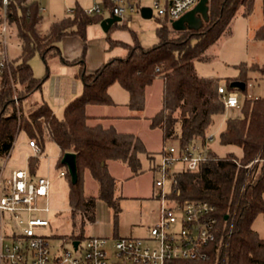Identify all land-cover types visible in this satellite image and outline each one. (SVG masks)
Here are the masks:
<instances>
[{
    "label": "trees",
    "instance_id": "16d2710c",
    "mask_svg": "<svg viewBox=\"0 0 264 264\" xmlns=\"http://www.w3.org/2000/svg\"><path fill=\"white\" fill-rule=\"evenodd\" d=\"M256 1L208 0L207 19L202 20L197 29L175 30L167 19L160 18L155 29L157 42L147 48L140 45L134 34L131 43L111 39L109 31L114 28L113 24L106 32L107 50L121 47L125 55L109 58L91 73L86 72L83 59L65 60L58 43L64 37L79 36L83 42V58L86 29L99 23L101 16H86L76 10L73 16L51 22L41 33L39 27L43 18L38 4L9 1L5 19L16 30L20 54L0 71V159L9 155L20 132L41 149L45 140H51L60 151L58 167L67 169L61 164L64 153L75 155L76 183H71L67 170L65 175L69 183L71 217L74 219L80 214L93 221L97 199L111 207L117 216L116 179L108 170V162L122 163L129 169V178H135L144 173L140 156L146 157L148 152L143 141L134 134L119 133L112 126L90 125L86 108L114 106L108 89L118 84L128 94L127 108L140 113L145 108L146 88L159 78L163 82L161 107L148 119L149 129L161 131L162 145L169 141L181 145L193 141L205 143L215 120L225 114V109L216 92L217 83L197 76L193 61L202 59L204 52L228 32L239 8L243 16H249ZM258 1L262 23L254 31L253 38L264 41V0ZM1 5L0 0V11ZM2 20L0 16V27ZM35 53L45 64L51 57H57L63 64L78 65L76 77L82 91L64 107L61 118L44 102H30L31 109L26 113L21 111L22 104L39 91L44 82L34 76L29 63ZM238 68L239 76L227 80L225 88L232 90L230 83L234 80L244 82L245 89L237 90L243 99L239 109H231L238 114L225 119L219 143L239 148L240 157L233 154L216 157L209 149L210 159L197 170L177 174L170 196L178 202L197 200L212 205L218 220L217 240L205 249L206 259L171 264H264V239L252 229L255 217L264 215V98H246L249 80L264 78V63L240 64ZM254 159L259 161L251 168L243 167ZM37 163L38 160L29 159L32 175L36 174ZM85 172L96 183L95 197L84 195Z\"/></svg>",
    "mask_w": 264,
    "mask_h": 264
},
{
    "label": "rangeland",
    "instance_id": "374dc122",
    "mask_svg": "<svg viewBox=\"0 0 264 264\" xmlns=\"http://www.w3.org/2000/svg\"><path fill=\"white\" fill-rule=\"evenodd\" d=\"M84 4H88L82 0ZM72 0H42L41 5L46 9L42 13V25L39 27L41 33L48 29L51 22L58 21L67 17L66 9L73 6ZM141 6L151 7L152 0H142ZM1 16V11H0ZM124 19L129 20L131 27L124 28L119 22L115 23L114 28L109 31V36L113 40L125 43L132 42L134 34L140 45L144 48L151 47L157 42L155 29L157 20L156 10H153L152 17L144 19L138 11L125 13ZM100 23V22H99ZM99 23L91 24L86 29V50L83 58V42L77 36H67L58 43L61 55L64 59L77 62L83 59L85 65L95 67L99 59L104 60L115 57H123L125 50L121 47L107 50L105 38L107 33L102 30ZM262 23L260 2L257 0L253 11L249 16L242 15V8H239L232 18L228 32L223 33L217 41L211 45L202 55V59L193 61L194 70L197 76L214 80L217 85L227 86V80H233L239 76L240 64L249 66L252 63H264V41H257L253 38L254 30ZM2 38L0 37V40ZM7 56L10 61L15 60L20 54V43L16 36V30L10 25L5 35ZM69 48V49H66ZM78 48L80 52L78 54ZM66 49V51L64 50ZM67 57V58H66ZM33 74L36 78L44 79L41 93L37 92L34 97L25 101L21 106V111L26 113L31 107L36 96L39 98L50 87L52 78L67 77L73 73L72 66L62 65L57 57H51L45 64L40 55L35 53L29 61ZM48 71H47V68ZM246 94L252 97L264 98V78L255 77L249 80ZM116 100L127 101V93L118 85L112 86ZM161 82L156 79L146 92L145 111L140 114L139 121L131 122L120 126V129L130 130L140 136L148 152V156L141 155V164L144 170L140 176L129 178V169L120 162L109 161L108 168L111 175L116 179L115 196L118 198L119 212L117 216L111 207L101 200H96L94 205L93 221L98 223L88 224L83 217L77 214L71 217L68 202L69 183L65 177H57L60 170L64 169L57 166L60 156L59 148L51 140H45L42 148V157L38 159L35 178L44 177L50 181L47 198H39L38 206L49 208L48 213H41L37 217L47 220L49 225L38 230L51 241L57 249L58 245L68 246L71 238L83 240L85 237H131L145 238L149 229L158 220L159 201L156 198V188L153 182L160 178L155 171L154 165L160 162L159 149L162 147L161 131L150 130L146 118H149L160 106ZM62 112L57 116L61 118ZM119 112V111H118ZM121 113V112H119ZM238 114L236 110H225V114L217 118L209 134L212 140L208 144L210 150L216 157H223L233 154L240 157L241 151L235 146L220 145L219 132L223 128L225 119L228 116ZM30 139L23 133H19L15 139L13 147L5 162V173L10 169H23L26 165V158L32 154L27 146ZM167 144L169 142H166ZM5 160L1 159L3 164ZM153 166V167H152ZM180 166H175L178 170ZM84 195L86 197L97 195V186L90 175L85 172L83 175ZM164 190H170L169 181L165 182ZM252 229L257 232L261 239H264V215L258 214L252 222ZM66 240V242L64 241ZM68 240V241H67Z\"/></svg>",
    "mask_w": 264,
    "mask_h": 264
},
{
    "label": "built area",
    "instance_id": "2783aa9c",
    "mask_svg": "<svg viewBox=\"0 0 264 264\" xmlns=\"http://www.w3.org/2000/svg\"><path fill=\"white\" fill-rule=\"evenodd\" d=\"M12 0H1L2 24L0 27V71L9 62L5 35L9 25L5 19L7 4ZM24 4H38L39 14L46 9L42 0H17ZM72 0L73 6L66 9L68 16L76 10L86 16H101V20L116 16L119 23L129 29L131 23L124 19L125 13L138 11L142 8V0ZM199 0H152V6L160 18L170 23L178 20L191 10ZM217 95L225 110L239 109L243 96L237 89L227 90L217 86ZM248 99H255L246 95ZM193 141L179 144L169 141L162 145L159 155L160 162L155 171L160 178L153 182L159 201L157 223L149 229L145 238L131 237H85L83 240L71 238L68 246L63 243L55 249L47 237L38 232L49 225L47 220L37 217L48 213L46 206H38L39 198H47L50 181L46 177L35 178L29 172V159L41 158L42 149L33 140L27 141L32 154L26 158L23 169H14L5 173V161L0 163V264H171L174 261L204 260L205 249L217 240L219 234L218 220L215 209L206 201L178 202L171 194L176 186V176L181 171H195L200 164L210 159L208 144ZM1 160V159H0ZM258 159L252 160L244 168H251ZM238 167H242L234 160ZM175 166H180L174 170ZM67 169L58 172L57 177H65ZM169 181L170 190H164L165 182ZM179 195V192H175ZM88 224L98 223L88 221ZM66 242V240H64ZM68 241V240H67ZM74 242L77 245L74 246Z\"/></svg>",
    "mask_w": 264,
    "mask_h": 264
},
{
    "label": "crops",
    "instance_id": "0c3cea01",
    "mask_svg": "<svg viewBox=\"0 0 264 264\" xmlns=\"http://www.w3.org/2000/svg\"><path fill=\"white\" fill-rule=\"evenodd\" d=\"M63 39H65V37ZM66 49H69V48H66ZM66 49H64V50L66 51ZM79 52H80V48H78V54H79ZM65 60H67L68 62H71V60H69V59H65ZM104 62H105L104 58L101 57L99 59L98 63L95 65V67H89L88 63H87L85 65V70L87 73H91V72L95 71L97 68H99ZM62 65L74 67V68H72V69H74V70H72L73 73L71 75H68L67 77H62V79H59L58 77L52 78V80L50 82V87L48 88V90H46V93L42 94L39 98L36 96V98H34V100H33V102H36V103H42V102L46 103L56 116H58L59 113L62 112V109L71 100H73L76 96H78L82 91L81 82L76 77V74L78 73V65L71 64V63H68V64L62 63ZM157 79H159V78H157ZM159 80L161 82V90H160V94H161L163 82L161 79H159ZM112 86L109 87L108 92H109V95L112 98L115 105L114 106H96V105L88 106L86 108V113L89 117L88 123L90 125L101 124L103 127L112 126L119 133H131V134L138 136L137 134H135L134 132H132L130 130L120 129V126H124L125 124L131 123V122L139 121L141 118L140 114L145 111V108L140 113L130 111L127 108L128 99H127V101L116 100L114 97V92L112 90ZM149 87H147L145 90V100H146V92H147ZM37 92L41 93V89ZM37 92H35V93H37ZM34 94L30 98L34 97ZM127 97H128V94H127ZM145 107H146V102H145ZM160 107H161V96H160V106L153 113V115L160 109ZM118 111L121 113H119ZM153 115H151V116H153ZM149 118L145 119V120H147V124L149 123V121H148ZM155 130H159V129H155ZM138 137L140 138V136H138ZM161 137H162V133H161ZM158 151H160V149ZM11 170H14V169H10V171ZM108 170H109V168H108Z\"/></svg>",
    "mask_w": 264,
    "mask_h": 264
},
{
    "label": "water",
    "instance_id": "95a60500",
    "mask_svg": "<svg viewBox=\"0 0 264 264\" xmlns=\"http://www.w3.org/2000/svg\"><path fill=\"white\" fill-rule=\"evenodd\" d=\"M207 2L208 0H199L197 4L188 12L183 14L178 20L170 22V26L175 30H183L185 28L197 29L202 20L207 19ZM140 15L144 19L152 17L150 8H142ZM120 21L119 17L112 16L100 21V27L104 32H107L113 24ZM232 89L243 91L245 89V83L239 80H234L230 83ZM61 164L67 168V171L71 178V183L75 184L77 181V170L75 155L72 153H64L61 157ZM74 246L77 242L73 243Z\"/></svg>",
    "mask_w": 264,
    "mask_h": 264
}]
</instances>
